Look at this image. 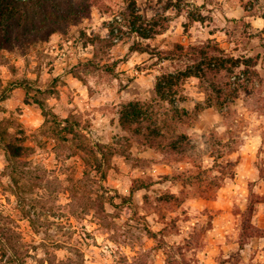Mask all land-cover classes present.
I'll return each instance as SVG.
<instances>
[{
  "label": "rangeland",
  "instance_id": "1",
  "mask_svg": "<svg viewBox=\"0 0 264 264\" xmlns=\"http://www.w3.org/2000/svg\"><path fill=\"white\" fill-rule=\"evenodd\" d=\"M66 3L0 28V264H264V0Z\"/></svg>",
  "mask_w": 264,
  "mask_h": 264
},
{
  "label": "trees",
  "instance_id": "2",
  "mask_svg": "<svg viewBox=\"0 0 264 264\" xmlns=\"http://www.w3.org/2000/svg\"><path fill=\"white\" fill-rule=\"evenodd\" d=\"M49 0H0V28H2L3 30L6 29V31H8V29H11L15 26H18L20 22L18 21H14L16 18H20V20L22 19L25 24H29L31 21V14H33L31 11H29V9L34 5V4H39V5H47ZM99 3V0H67L66 3V7H67V12L64 11H60L58 13V16L56 17L58 19V22H64V21H68L69 19H73L77 16H83L85 14L86 11H88L89 7L91 6H95ZM43 5V6H44ZM46 6H44L45 8ZM22 12L20 15H18V17H14L16 12ZM17 12V13H18ZM44 20L43 22L49 21L51 20V18L49 17L48 13L45 12L44 10ZM18 22V23H17ZM20 26V25H19ZM18 26V27H19ZM9 32V31H8ZM140 36L144 39H148L149 36L144 34V33H140ZM131 51H140V52H146V49H142L139 47H132ZM188 76H192L191 74H185V73H180V74H168V75H161L158 76L156 78V87H155V92L157 94V96L162 97L161 100L166 101V98H163L164 95L166 93H171L170 96H172V94H176V92H173L172 88L175 87L176 85V81L178 82V80L180 78H186ZM136 105L134 104H129L128 105V109H131L133 107H135ZM42 111H43V107H42ZM227 112V111H226ZM129 112L125 111L124 114L122 112L123 118L122 119H129L130 115H128ZM123 122L125 120H122ZM127 121H125L123 124L125 126H127ZM165 122H162V125H164ZM155 124H153L154 126ZM135 136H141L140 132L134 131ZM155 133V132H154ZM154 135V134H153ZM150 137V140H152V136ZM157 136V140H161V141H165L167 139V137H165L164 133H160L159 134H155ZM7 137L10 139L11 142L17 141L15 138H12L11 136L7 135ZM178 140L180 142H187L188 141V137L184 134L178 135ZM81 149L83 151L88 150V152L92 153L91 148L84 144V146H80ZM164 148L170 149V151L175 152L176 151V147H173L171 145H167L164 146ZM14 157H18L20 158L23 155V152L25 150H27V148L25 147H17L14 145ZM100 155L102 156V158H104V151L100 150ZM180 155H183V153H181ZM94 157V156H93ZM182 175V173L180 174ZM264 237V236H262ZM9 242V238H7L6 232H4L1 228H0V247H2V251H10L13 254H16V250L13 246V244L8 243ZM6 254H2V256H5Z\"/></svg>",
  "mask_w": 264,
  "mask_h": 264
},
{
  "label": "crops",
  "instance_id": "3",
  "mask_svg": "<svg viewBox=\"0 0 264 264\" xmlns=\"http://www.w3.org/2000/svg\"><path fill=\"white\" fill-rule=\"evenodd\" d=\"M251 26H252V27H255V25L253 24V22H251ZM134 52H137V51H134ZM143 53H144V52H143Z\"/></svg>",
  "mask_w": 264,
  "mask_h": 264
},
{
  "label": "built area",
  "instance_id": "4",
  "mask_svg": "<svg viewBox=\"0 0 264 264\" xmlns=\"http://www.w3.org/2000/svg\"><path fill=\"white\" fill-rule=\"evenodd\" d=\"M232 79H234V77Z\"/></svg>",
  "mask_w": 264,
  "mask_h": 264
}]
</instances>
